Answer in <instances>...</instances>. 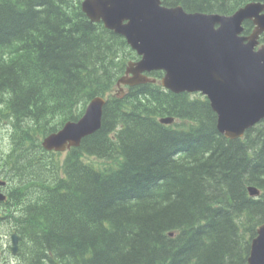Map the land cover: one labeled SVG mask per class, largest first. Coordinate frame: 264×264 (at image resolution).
Segmentation results:
<instances>
[{
    "label": "trees",
    "instance_id": "obj_1",
    "mask_svg": "<svg viewBox=\"0 0 264 264\" xmlns=\"http://www.w3.org/2000/svg\"><path fill=\"white\" fill-rule=\"evenodd\" d=\"M161 1L223 15L264 2ZM80 2L0 0V131L9 143L0 169L11 173L6 203L23 264H246L264 224V119L231 140L199 95L158 83L114 94L138 57ZM96 96L106 98L100 129L63 156L45 151L42 139ZM165 116L175 123L161 124Z\"/></svg>",
    "mask_w": 264,
    "mask_h": 264
},
{
    "label": "water",
    "instance_id": "obj_2",
    "mask_svg": "<svg viewBox=\"0 0 264 264\" xmlns=\"http://www.w3.org/2000/svg\"><path fill=\"white\" fill-rule=\"evenodd\" d=\"M82 10L92 21L123 35L142 56L129 63L118 84L146 83L150 79L143 72L163 70L161 84L166 89L207 97L217 115V129L228 139L242 137L264 118V45L255 49L264 32V4L249 3L230 16L188 14L181 7L165 8L160 0H82ZM245 20L255 25L249 36L241 35ZM104 104L103 98H94L78 121L47 136L43 147L61 151L78 146L100 128ZM249 193L259 194L255 188ZM17 239L12 234V251ZM247 264H264V224L251 241Z\"/></svg>",
    "mask_w": 264,
    "mask_h": 264
},
{
    "label": "flooded vegetation",
    "instance_id": "obj_3",
    "mask_svg": "<svg viewBox=\"0 0 264 264\" xmlns=\"http://www.w3.org/2000/svg\"><path fill=\"white\" fill-rule=\"evenodd\" d=\"M4 188L5 186L0 187V192L4 194L5 199H6L7 193H6V190H4ZM6 200H4V202H6ZM4 202L0 201V225L5 224L4 220L2 219L3 218L2 214L4 213L5 208H6V204H4ZM10 249H11L10 239L7 238L6 232L2 234L0 231V264H19L17 261L18 260L17 254L11 255Z\"/></svg>",
    "mask_w": 264,
    "mask_h": 264
},
{
    "label": "rangeland",
    "instance_id": "obj_4",
    "mask_svg": "<svg viewBox=\"0 0 264 264\" xmlns=\"http://www.w3.org/2000/svg\"><path fill=\"white\" fill-rule=\"evenodd\" d=\"M8 145H9V143L7 142V135H6L5 131L3 130L2 136L0 134V151L7 150ZM58 155H61V154H58ZM1 226H2V229H5L8 226V224H3ZM17 261L19 262L20 259H18Z\"/></svg>",
    "mask_w": 264,
    "mask_h": 264
}]
</instances>
